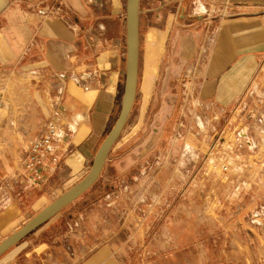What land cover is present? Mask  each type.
<instances>
[{
	"label": "rangeland",
	"instance_id": "374dc122",
	"mask_svg": "<svg viewBox=\"0 0 264 264\" xmlns=\"http://www.w3.org/2000/svg\"><path fill=\"white\" fill-rule=\"evenodd\" d=\"M182 1L140 0L139 74L128 122L97 183L37 230L43 240L66 232L70 239L85 235L131 264H231L242 246L248 252L256 235L264 234V98L219 111L200 96V67L195 56L184 60ZM57 7L66 9L62 0L55 1ZM103 7L110 16L108 38L121 31L125 39V0H103ZM184 7L199 14L192 0ZM116 10L121 18L114 17ZM40 79L18 70L0 74V211L22 190L11 178L21 176L26 150L46 129L56 104L73 109L74 118L68 111L63 116L72 132L56 140L57 166L49 179L54 189L35 196L27 216L4 229L0 240L84 178L120 108L122 84L116 109L106 124L102 119L86 159L68 167L64 152L76 141L73 131L83 134L86 127L81 97L88 92L80 77L64 72L37 97ZM254 104L253 118L247 112ZM37 231L27 240L33 242Z\"/></svg>",
	"mask_w": 264,
	"mask_h": 264
},
{
	"label": "crops",
	"instance_id": "0c3cea01",
	"mask_svg": "<svg viewBox=\"0 0 264 264\" xmlns=\"http://www.w3.org/2000/svg\"><path fill=\"white\" fill-rule=\"evenodd\" d=\"M62 1L65 18L39 12L51 0H0V74L8 69L41 78L35 85L37 97L43 96L42 87L59 73L82 79L88 92L81 97L87 105L82 116L86 127L83 134L73 131L76 141L71 139L69 152H64L65 165L71 167L86 159L89 141L99 132L102 119L106 124L116 109L126 38L121 31L114 39L108 38L106 24L110 16L103 0ZM187 1L180 2V9L185 12L180 19L188 32L182 42L188 48L184 60L191 61L195 56L193 60L201 73L200 96L209 105L219 111L234 108L251 85L256 81L258 86L264 83V0H192L205 10L198 16L185 10ZM116 11L114 17L121 18L122 11ZM208 37L207 57L201 60L200 51ZM70 95L75 96L76 90L72 88ZM35 104L40 108V101ZM70 109L68 115L72 119L74 111ZM52 158L43 161L50 171L40 165L35 175L23 168L18 179L11 178L20 183L22 190L0 211V235L27 216L35 196L42 197L47 189H54L49 182L55 170ZM68 233L43 240L37 231L33 242L25 238L0 258V264H131L110 246L95 245L85 235L70 239ZM178 240L183 242L180 235ZM256 241L248 252L242 246V255L231 264H264V234L256 235Z\"/></svg>",
	"mask_w": 264,
	"mask_h": 264
},
{
	"label": "water",
	"instance_id": "95a60500",
	"mask_svg": "<svg viewBox=\"0 0 264 264\" xmlns=\"http://www.w3.org/2000/svg\"><path fill=\"white\" fill-rule=\"evenodd\" d=\"M126 12V49L124 56L122 98L119 112L113 127L99 145L89 172L84 178L62 195L44 207L23 226L0 242V256L18 245L31 233L37 231L58 215L64 208L79 199L93 187L105 168L108 155L122 133L130 117L138 83L139 40H140V0H125Z\"/></svg>",
	"mask_w": 264,
	"mask_h": 264
},
{
	"label": "built area",
	"instance_id": "2783aa9c",
	"mask_svg": "<svg viewBox=\"0 0 264 264\" xmlns=\"http://www.w3.org/2000/svg\"><path fill=\"white\" fill-rule=\"evenodd\" d=\"M49 1V0H48ZM51 4L42 7L41 10H39L40 13H42L45 16L54 15L60 18H65V15L63 13V10L61 8H55V1L57 0H51ZM198 12L200 14L204 13L205 10L203 8H200L199 5ZM209 37L205 41L204 45L201 48L200 51V59H206L208 47H209ZM202 54V55H201ZM202 62V61H201ZM65 77L64 75H62ZM80 85L79 82H76ZM84 89H87L84 85ZM260 89V91H259ZM64 91V87L60 89V92L62 93ZM261 93L259 97V93ZM259 97V98H258ZM264 98V89L259 87L258 85H251L244 96L242 97V100L239 102V106H245V103L248 105V103L251 101L253 103L255 99H262ZM57 103V102H56ZM3 104V101L0 99V106ZM260 106H263V103H260ZM255 107H252L250 110H248V116L249 117H255L256 116V109L257 106L254 104ZM249 108V107H248ZM263 108V107H262ZM68 111V108L63 104H56V107L54 111L51 113L49 122L46 125V129L41 132L37 138L32 142V144L29 146V148L26 150L25 159L23 162V168L27 172H33L35 175H38V167L40 165H44L43 161L47 157H53L52 163L54 166H57V159L55 157L56 152V140H58L60 137H69V133L72 132L71 128L69 127V124L65 122V118H63L64 114ZM260 119L264 122V115L260 116ZM260 120V121H261ZM44 170L50 171V167L44 165ZM47 168V169H46ZM54 171V170H53ZM8 205V204H6ZM3 204V206H6Z\"/></svg>",
	"mask_w": 264,
	"mask_h": 264
},
{
	"label": "trees",
	"instance_id": "16d2710c",
	"mask_svg": "<svg viewBox=\"0 0 264 264\" xmlns=\"http://www.w3.org/2000/svg\"><path fill=\"white\" fill-rule=\"evenodd\" d=\"M9 250H10V249H9ZM9 250H8V251H9Z\"/></svg>",
	"mask_w": 264,
	"mask_h": 264
}]
</instances>
